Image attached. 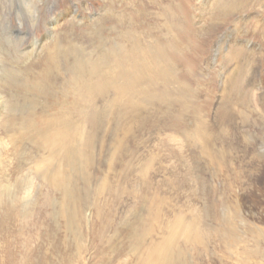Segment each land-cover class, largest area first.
<instances>
[{
    "label": "rangeland",
    "instance_id": "rangeland-1",
    "mask_svg": "<svg viewBox=\"0 0 264 264\" xmlns=\"http://www.w3.org/2000/svg\"><path fill=\"white\" fill-rule=\"evenodd\" d=\"M234 1L0 0V264H200L207 199L206 263L262 260L255 218L224 226L264 182V0ZM98 60L92 79L82 65ZM65 117L71 155L52 146L49 121Z\"/></svg>",
    "mask_w": 264,
    "mask_h": 264
},
{
    "label": "bare ground",
    "instance_id": "bare-ground-1",
    "mask_svg": "<svg viewBox=\"0 0 264 264\" xmlns=\"http://www.w3.org/2000/svg\"><path fill=\"white\" fill-rule=\"evenodd\" d=\"M226 1H224V0H218V4H219V7H218V9H220V10H222V11H224V10H230V9H232V7L234 6V4H236V1H232V0H229V3H225ZM166 17V16H165ZM168 18V17H167ZM165 21H168V20H165ZM60 24V22L56 19L55 21H54V23H53V28H56L58 25ZM52 28V29H53ZM166 32V31H165ZM50 34V33H49ZM128 37V36H127ZM131 38V37H130ZM133 38V37H132ZM128 39V38H127ZM133 39H135V38H133ZM54 41V40H53ZM105 41V40H104ZM117 41V40H116ZM124 41V40H123ZM109 42V41H108ZM132 43L133 44H138V43H135V42H133L132 41ZM53 44V43H52ZM118 44V43H117ZM106 45V44H105ZM124 46V45H123ZM149 46V45H148ZM99 47V46H98ZM119 47H120V45H119ZM104 48V47H103ZM122 48V47H121ZM147 49V48H146ZM129 50H131V49H129ZM108 51H110V50H108ZM133 51V50H132ZM108 53V52H107ZM116 53H118V52H116ZM141 53V52H140ZM146 53V52H145ZM144 53V54H145ZM52 54H56V51H54ZM123 55H124V53H123ZM128 55V54H127ZM54 55H52L51 57H49V59H48V61H49V63H50V65H49V67L50 66H52V68H49V69H53V70H51V72H53V71H55V67H56V62H55V57H53ZM125 56V55H124ZM123 56V57H124ZM129 57V56H128ZM89 59V58H88ZM119 59H121V58H119ZM126 59V58H125ZM158 59V58H157ZM156 59V60H157ZM115 60H116V63H117V66H118V70H119V72H115V75H117L118 73H120L121 72V64H122V62H123V60H118L116 57H115ZM130 60V59H129ZM133 60V59H132ZM96 61V60H95ZM101 60H98V62H96V63H93V64H89V65H87V64H83L82 65V67L84 68V69H87V70H89V71H91L90 72V77L93 79V78H97V77H99L98 75H99V73H96V66H98V64L97 63H99ZM125 63V62H124ZM130 63H132V62H130ZM140 63V62H139ZM154 63H155V61H154ZM100 64H103V63H100ZM96 65V66H95ZM145 65H147V64H145ZM164 65V64H163ZM168 65V64H167ZM76 66V65H75ZM153 66V63L152 64H150V67H152ZM106 67V66H105ZM150 67H148V68H150ZM115 69H117V68H114V70ZM138 69V68H137ZM106 70V69H105ZM108 70V69H107ZM113 69H111L110 71H112ZM134 70V69H133ZM49 73V72H48ZM51 74L52 75H54L53 73H49V76L51 77ZM68 74V73H67ZM147 74V73H146ZM145 74V75H146ZM148 75H150V74H147V76ZM49 77V78H50ZM108 78H109V76H107ZM149 77V76H148ZM55 78V77H54ZM114 77H110V79H113ZM157 78V77H156ZM79 79V85H78V87L76 86V83L74 84V82H73V84L71 85V89L72 90H70V91H72L73 93H72V96L74 95V93H75V91H77L78 92V94L79 95H81L82 96V98H83V93H84V90H85V87H86V83H88L89 81L88 80H86V83L85 82H83V83H81L80 84V82L82 81L80 78H78ZM106 79V78H105ZM123 79L124 80H126V75L124 74V76H123ZM101 81V83L100 82H97L98 83V85H99V87H102L101 88V91H102V93H104V91H106V90H108L109 89V87H111V86H114L115 87V84L114 83H116L117 81H118V79H114L113 81H112V85H110V84H108V85H105L107 82H105L104 80H100ZM91 82V81H90ZM118 83V82H117ZM137 83V82H136ZM117 85V84H116ZM118 86V85H117ZM116 86V87H117ZM113 87V88H114ZM76 88H77V90H76ZM139 88H143V87H140L139 86ZM132 89V88H131ZM136 89V88H135ZM135 89H134V91H135ZM92 90H94V92L92 91ZM86 96H85V98L86 99H88V100H92V98L90 97V93H91V95L94 93V96L96 95V94H99V93H96V90H98L99 91V89H92ZM114 90V89H113ZM138 90V89H137ZM114 92V91H113ZM132 92V91H131ZM138 92V91H137ZM120 93V92H119ZM128 93H130V92H128ZM146 93V92H145ZM70 94V93H69ZM109 94V93H108ZM114 94V93H113ZM121 94H123V93H121ZM162 94V93H161ZM100 95H102V94H100ZM128 95V94H127ZM125 96L124 95V97H129V96ZM149 96H151V95H149ZM116 97V96H115ZM123 97V98H124ZM131 97V96H130ZM135 97V96H134ZM143 97V96H142ZM96 98V97H95ZM113 98V97H112ZM145 98V97H144ZM159 98V97H158ZM152 99V98H151ZM161 99V98H160ZM0 100H1V98H0ZM104 100V99H103ZM106 100V99H105ZM112 100V99H111ZM134 100V99H133ZM121 101V100H120ZM111 102V101H110ZM112 102H113V100H112ZM115 102V101H114ZM117 102H118V100H117ZM138 102V101H137ZM146 102H148V101H146ZM104 103V102H103ZM102 103V104H103ZM116 103V102H115ZM132 103H134V102H132ZM1 104V103H0ZM101 104V103H100ZM99 104V105H100ZM121 104H122V102H121ZM135 104H136V101H135ZM134 104V105H135ZM91 105V104H90ZM96 105V104H95ZM95 105H93V106H95ZM119 105V104H118ZM2 106V105H1ZM89 106V105H88ZM86 107V106H85ZM118 107V106H117ZM18 108V107H17ZM89 108V107H88ZM140 108H142V107H140ZM111 109V108H110ZM120 109V108H119ZM124 109V108H123ZM113 110V109H112ZM87 111V110H86ZM111 111V110H110ZM108 112V111H107ZM85 114V113H84ZM100 114V113H99ZM23 115V114H22ZM21 115V116H22ZM103 116V115H102ZM69 117V116H68ZM94 117H96V116H94ZM84 119V118H83ZM72 120H70V119H67L66 117L61 121L60 120V122L59 123H56V120L55 119H51L50 121H49V127H50V129H52L51 131H53V142H54V144L52 145V146H54V149L56 150V151H58L59 149H58V146H59V148L60 149H67V153L69 154V155H71V149H72V145L74 144V142H75V139L78 137V136H80V135H78V136H75V138H73L74 137V131H76L77 129L75 128L74 129V127H73V124H72V122H71ZM97 121V120H96ZM92 122V121H91ZM94 122V121H93ZM98 123V122H97ZM218 123H219V125H218V142H219V144H220V147H222V148H225V146H227V144H228V146H229V148L231 149V151H233L234 150V148H233V144H232V142L234 141V136H233V134H232V127H233V118L231 117V116H227L226 115V113L224 112V113H221L220 112V114H219V117H218ZM59 124V125H58ZM77 126V125H76ZM80 131H81V129H79L78 130V133L77 134H79L80 133ZM237 131V130H236ZM254 135V134H253ZM82 136V135H81ZM240 138V137H239ZM87 143V142H86ZM201 143V142H200ZM208 143V142H207ZM87 144H89V143H87ZM202 146H203V144H202ZM204 148V147H203ZM208 148V147H207ZM74 149V148H73ZM72 149V150H73ZM217 149V148H216ZM236 149V148H235ZM74 151V150H73ZM56 153V152H55ZM208 153V152H207ZM206 153V154H207ZM231 154H233V152H231ZM52 157L53 158H57L58 157V154H56V155H52ZM215 158H216V162L218 163V165H220V166H222L223 167V163L225 164V161H226V153H224V151L223 150H220V151H217V152H215ZM231 158V157H230ZM260 160H261V162L262 163H260V161H259V159H257L256 160V162H257V164L259 163V164H261L262 165V168H264V157H258ZM215 160V159H214ZM218 160V161H217ZM258 164V165H259ZM235 165V164H234ZM256 165V164H255ZM257 165V166H258ZM256 166V167H257ZM234 169V168H233ZM204 171V170H203ZM221 171V170H220ZM232 171V170H231ZM221 173V172H220ZM232 174V173H231ZM233 175V174H232ZM258 176V175H257ZM261 177V176H260ZM190 181V180H189ZM248 184V183H247ZM256 186V185H255ZM246 191V190H245ZM235 196V195H234ZM219 198V197H218ZM233 201V200H232ZM233 203H235V206H234V211H228V214L226 213V215H225V225L224 226H226V229L228 228V229H230L229 230V232H232L233 230H234V228L236 227V219H238V218H240V223H239V225L241 224V227L242 228H245V227H243L244 225H246L247 224V222H248V220H247V218H255V221L257 220V222H259V224H255V226H254V233H256L258 236L257 237H259V241H261V243L262 242H264V182L263 183H258L257 184V186L254 188V185H253V188H250V190H249V192H248V194H246V192L245 193H243L242 192V194L238 197L237 196V198H235V200H234V202ZM204 210H205V213H207L208 215H211V218H213V221H212V224L210 225V226H208V222L206 221V218H205V220H203L202 221V225H203V227H204V229L206 230H203V234H202V237L200 238L201 239V251L198 253L199 254V257H200V264H207L206 263V258H207V256H208V251H209V248H208V238H209V235L207 234V232L210 234L211 232H210V230L209 229H214V226H212L213 224H215V222L217 223V217H216V212H215V206L214 205H212V204H210V200L209 199H207V201H206V204L204 205V208H203ZM236 215H239L240 217H238V216H236ZM215 219V220H214ZM239 220V219H238ZM237 220V221H238ZM202 225H201V229L203 228L202 227ZM223 226V225H222ZM190 227V226H189ZM207 227H211V228H208L207 229ZM217 227V226H216ZM191 228V227H190ZM247 228V227H246ZM244 230V229H243ZM228 231V230H227ZM245 231V230H244ZM217 232V231H216ZM221 233V232H220ZM243 233V232H242ZM241 233V234H242ZM228 234V233H227ZM240 234V235H241ZM252 235H253V233H252ZM191 236H192V230H190V232L187 234V243L189 244L190 243V239H191ZM236 236V235H235ZM243 236V235H242ZM256 236V235H255ZM228 239H229V237L230 236H226ZM241 237V236H240ZM249 237V236H248ZM252 237H254V236H252ZM197 238V237H196ZM236 239V238H235ZM240 239H242V238H240ZM211 240V239H210ZM234 240V239H233ZM255 240V239H254ZM253 241V240H252ZM256 241V240H255ZM199 242V241H198ZM260 243V244H261ZM238 246V245H237ZM162 248H163V246H161ZM234 247V246H233ZM157 249H160L159 247H157ZM227 249H231V247H228L227 246ZM261 249V248H260ZM166 248H164V251L163 250H160V254H162V252H165L166 253ZM241 250V249H240ZM243 250V249H242ZM245 250V249H244ZM236 251V253H234L232 250L231 251H229V257H228V259H227V262H226V264H237V263H239L240 264V258L239 257H235V256H237L238 255V250H235ZM233 252V253H232ZM157 253H158V251H157ZM250 253V252H249ZM197 254V255H198ZM245 254V253H244ZM250 254H252V253H250ZM162 256V255H161ZM242 256V255H241ZM252 256V255H251ZM258 256V255H257ZM250 257V256H249ZM261 257V256H260ZM157 258V257H156ZM199 259V258H198ZM246 259V258H245ZM161 260H162V258H161ZM212 261H214V259L212 260ZM236 261H238V262H236ZM254 261V260H253ZM257 261V260H256ZM255 261V262H256ZM144 262V261H143ZM153 263H154V261H152ZM157 262V261H156ZM154 263V264H157V263ZM164 261H159V263L158 264H162ZM209 262H211V261H209ZM212 263V262H211ZM255 264H264V249H263V252H262V260L260 261V262H256Z\"/></svg>",
    "mask_w": 264,
    "mask_h": 264
}]
</instances>
